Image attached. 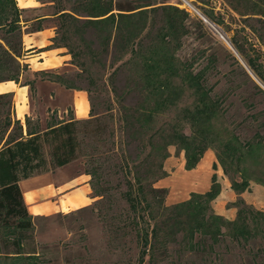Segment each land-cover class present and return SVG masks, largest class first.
Masks as SVG:
<instances>
[{
    "label": "rangeland",
    "instance_id": "rangeland-1",
    "mask_svg": "<svg viewBox=\"0 0 264 264\" xmlns=\"http://www.w3.org/2000/svg\"><path fill=\"white\" fill-rule=\"evenodd\" d=\"M105 1L110 3V0ZM147 1L158 6H177L189 14L187 18H179L181 28L176 34L164 36V32L159 35L153 32L156 51L150 59L132 57L129 53L118 58L114 67L110 68V61L105 65V61L94 60L90 56L80 57L93 81L95 114L114 117L111 123L117 131L114 139L117 155L114 159L119 156L115 163L120 162L122 166L126 163L121 150L124 138L118 131L120 123L117 121L122 106L114 101L111 73L122 65V73L114 79L120 86L133 74L143 71L145 65L168 68L173 72L172 77L161 74L159 89L147 96V108L144 111L140 110L141 107L137 109L141 111L145 127L151 131L160 129L156 143L160 146L158 159L163 170L155 187L166 191L152 203L156 220L151 219L145 209L140 210L141 226L149 228L155 222L172 216L186 223L185 228H188L200 216L199 208H206L207 212L216 215L233 209L237 212L239 206L236 202L239 199L254 209L264 211V81L249 65L251 60L264 76V0ZM83 5L82 8H85ZM54 11L49 7L45 13ZM35 14L25 12L23 17ZM153 21L159 26L166 24L164 16L152 14L148 24ZM79 71L73 66L55 73L66 72L74 77ZM45 78L43 80L41 76L31 74L27 67L19 78L21 84L35 81V93L28 86V101L30 104L33 102L38 112H45L47 107L54 105L43 101L39 91L41 86L40 89L36 86L39 80L50 81V74ZM47 91L42 88V92ZM11 99V103L8 98L2 100L0 108L10 111L15 119V96ZM132 101L129 98L123 104L127 107ZM49 112L50 116L55 112L56 117L62 120L56 110L52 113L50 108ZM69 116L73 118L71 109ZM2 119L0 117V126ZM22 124L25 127V120ZM198 150L203 151V157L212 151L216 158L213 176H216L214 184L219 193L206 204L194 197L205 193L192 192L188 196V177L173 181L166 170L167 167L178 170L183 163L187 170V156ZM76 162L86 172L85 159L82 157ZM103 177L100 174L92 178L93 193L98 198L91 207L70 214L33 219L31 237L20 241V255L15 253L14 232L2 230L0 264H31L32 252L36 253L39 264H150L148 256L143 259L144 247L136 229L125 220L130 215V208L123 193L127 190L126 181H133V176L117 171L108 178L112 182L108 191L104 189ZM221 178L232 185L237 197L230 200L227 195H221ZM161 180H168L169 188L158 187L157 183ZM245 192H248V199L241 197ZM223 218L226 221L235 220ZM179 248L178 243L171 244L172 253L164 258V249L160 247L156 254L157 264L202 263L201 255L181 252ZM223 258L224 264H248L250 255L232 246L231 252Z\"/></svg>",
    "mask_w": 264,
    "mask_h": 264
},
{
    "label": "trees",
    "instance_id": "trees-1",
    "mask_svg": "<svg viewBox=\"0 0 264 264\" xmlns=\"http://www.w3.org/2000/svg\"><path fill=\"white\" fill-rule=\"evenodd\" d=\"M86 0H51L55 9L51 16L56 23V36L52 48H66L72 56L71 64L80 69L74 77L63 73H35L45 80L50 74V81L59 83L69 90H84L89 95L91 116L86 120H59L56 113L50 116L48 127L42 129L39 118L26 116L25 127L11 112L0 108L2 119L0 126V233L2 230L14 232L13 244L17 255L21 254L20 241L31 237L34 228L33 217L26 205L20 182L38 174L53 172L80 159H85L86 172L91 178L103 174L104 189L108 191L112 184L108 178L124 172L133 176V181H126L127 190L123 197L129 203L130 215L126 221L136 229L137 237L142 242L143 259L149 257L150 264H157V251L162 247L163 256L170 253V245H180L181 252L201 255L200 264H224L232 246L250 255L248 264H264V211L254 209L239 199V206L234 221H226L222 216L199 208L200 216L193 225L185 228L186 223L177 217L155 222L151 227L141 226V209L147 211L151 219L156 220L152 203L166 191L155 187L162 175V165L158 159L160 146L156 143L160 129L151 131L145 127L140 113L146 107L147 96L159 89L161 74L172 77L168 68H152L145 65L143 71L133 74L123 85L114 81L122 73V65L111 73V91L114 101L121 104V116L118 131L122 132L124 147L122 155L126 160L122 166L115 163V136L117 131L111 126L113 116L95 114L92 99L93 81L86 66L80 61L81 56H90L94 60L110 61V68L125 55L150 59L156 51V37L153 32H164V36L174 35L179 31V18L189 14L177 6L151 4L144 0H114L111 12L99 18H80L79 11ZM66 3L68 5H66ZM26 10L18 6L17 0H0V83L15 81L26 66L21 63L24 54L23 36L26 33L42 29L43 15L33 17L31 26L24 30L29 19L23 17ZM164 16L166 24L157 22L148 24L150 15ZM264 31V22H263ZM261 36V34L259 35ZM249 65L264 81L258 66L249 60ZM86 82V86H83ZM35 93V81L28 83ZM12 94L0 95V105L5 98L12 102ZM132 99L127 107L125 100ZM139 107L141 111L137 110ZM248 149L251 146L248 145ZM121 155V156H122ZM203 157V151L187 156V170L195 169ZM125 162V161H124ZM132 162V164L130 163ZM203 195H197L200 203L206 204L219 193L214 184ZM234 186V184H233ZM111 187V186H110ZM103 199L105 198L102 195ZM132 214V215H131ZM150 226V224H148ZM35 252L31 253V264H39ZM143 261L141 260V263ZM181 262V261H180ZM179 262V263H180ZM245 264V263H242Z\"/></svg>",
    "mask_w": 264,
    "mask_h": 264
},
{
    "label": "crops",
    "instance_id": "crops-1",
    "mask_svg": "<svg viewBox=\"0 0 264 264\" xmlns=\"http://www.w3.org/2000/svg\"><path fill=\"white\" fill-rule=\"evenodd\" d=\"M17 3L21 9L26 10V13L34 12L36 14L33 17L43 15L45 19L41 30L33 33L25 32L23 36L24 54L21 63L29 69L31 74L55 73L73 67L71 64L72 56L66 48L51 47L56 36V23L54 17L51 16L52 13H45L46 9L53 4L51 0H23L22 2L17 0ZM83 6L85 8L81 7L78 14L80 18H99L111 12L113 0H110V3L105 0H86ZM33 17H25L29 21L25 23L24 30L31 26ZM1 85H3L4 90L0 92V95L12 94L15 96V119L23 122L26 116L39 118L42 129L48 127L50 108L52 113L56 110L59 118L66 121L71 118L69 116L70 109L75 120H86L91 116L89 95L84 90H68L58 83L39 80L36 82V86L38 88L41 86V90L38 89L41 91V98L44 102L54 103V105L50 108L47 107L45 112H38L33 102L31 101L30 104L28 101L29 85L15 81L0 83V87ZM42 88L48 89L47 93L42 92ZM30 91L32 92L31 89ZM215 162L214 153L208 151L195 169L187 171L183 163L178 170H171L169 167L166 170L170 172V178L173 181L188 177V196L192 192L203 194L211 189ZM76 163L74 161L67 166L57 168L53 172L38 174L20 182L26 205L34 220L81 211L91 207L97 201L98 197H95L93 193L94 186H92L91 176ZM222 184V196L225 194L230 200L237 197L229 182L222 180ZM157 185L160 188H169L168 180H161ZM247 193H243L241 197L248 199ZM219 215L234 220L237 212L233 209L231 212H220Z\"/></svg>",
    "mask_w": 264,
    "mask_h": 264
},
{
    "label": "bare ground",
    "instance_id": "bare-ground-1",
    "mask_svg": "<svg viewBox=\"0 0 264 264\" xmlns=\"http://www.w3.org/2000/svg\"><path fill=\"white\" fill-rule=\"evenodd\" d=\"M21 2L23 1V0H20ZM191 6V5H190ZM198 14H200V12H199V10H197L195 7H193V6H191ZM222 38L231 46V44L229 43V41L222 35ZM232 47V46H231ZM232 49H233V47H232ZM13 84V83H12ZM2 90H4V87H3V85H1V87H0V92L2 91ZM82 107V106H81Z\"/></svg>",
    "mask_w": 264,
    "mask_h": 264
}]
</instances>
